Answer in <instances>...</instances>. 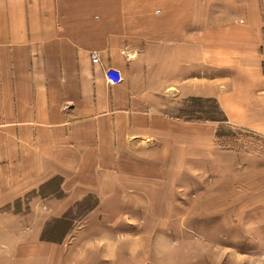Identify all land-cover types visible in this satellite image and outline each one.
<instances>
[{
  "label": "crops",
  "instance_id": "1",
  "mask_svg": "<svg viewBox=\"0 0 264 264\" xmlns=\"http://www.w3.org/2000/svg\"><path fill=\"white\" fill-rule=\"evenodd\" d=\"M193 103L223 118H183ZM222 125L264 136V0H0V264H216L181 226L242 217L222 196L264 187Z\"/></svg>",
  "mask_w": 264,
  "mask_h": 264
},
{
  "label": "rangeland",
  "instance_id": "2",
  "mask_svg": "<svg viewBox=\"0 0 264 264\" xmlns=\"http://www.w3.org/2000/svg\"><path fill=\"white\" fill-rule=\"evenodd\" d=\"M193 104L197 106L191 108L192 105H190L188 108V111L190 112L188 115H184L183 118H209L215 120H221L223 118L217 104ZM221 130V138H219L218 143H220V147L223 150L242 151L249 154L257 153L264 156V136L244 132L229 125H222ZM241 168L242 165L238 164L236 170ZM249 168H254V164H251ZM250 187H253V185L244 186V183L236 182L229 187L228 193L226 192V195L224 194L222 196L223 198L225 197L223 202L230 203L229 201L232 200V197L235 199V202H240V210L242 208L240 214L242 217L224 218V220L215 219L210 223L207 221L195 223L189 219L186 222L188 225L183 226L181 224V228L185 229L188 232V235H190L188 236V241L192 244H206L212 242L213 244L216 243L218 245H216V247L211 246L216 250L215 253L217 255L213 257L216 258L214 259L216 264H264V187L257 188V184H254L253 191L249 190ZM203 191H208V189L200 190V193ZM248 192L250 193L249 197L246 194ZM261 195L263 197L262 202H260ZM202 197L203 200L201 202H204L202 206L222 203V201H217V193H211L208 191L207 194ZM94 205L95 203L92 197L78 203L70 215L66 217L69 220V225L73 227L76 221H78L86 211L92 209ZM238 208H235L234 205H232V214H235V211ZM66 225V222L65 226H61L59 223L56 224L55 221L51 223L48 230L45 232L46 239H59L61 233L64 232ZM173 227L177 231L179 230V227L177 228L174 225ZM220 230H222L221 233H219ZM211 232L214 234H210Z\"/></svg>",
  "mask_w": 264,
  "mask_h": 264
},
{
  "label": "built area",
  "instance_id": "3",
  "mask_svg": "<svg viewBox=\"0 0 264 264\" xmlns=\"http://www.w3.org/2000/svg\"><path fill=\"white\" fill-rule=\"evenodd\" d=\"M92 57H93L92 61L94 64H98L100 62V59L97 53H93ZM105 79L110 86H116V85H120L123 83L124 76L119 69L109 67L105 70Z\"/></svg>",
  "mask_w": 264,
  "mask_h": 264
},
{
  "label": "trees",
  "instance_id": "4",
  "mask_svg": "<svg viewBox=\"0 0 264 264\" xmlns=\"http://www.w3.org/2000/svg\"><path fill=\"white\" fill-rule=\"evenodd\" d=\"M69 220L67 219V218H64V219H60V220H56L55 221V223L57 224V223H59V225H61V226H65V222H66V227H65V230H64V232H62L61 233V237L59 238V239H56V238H52V239H46L47 237L45 236V233H44V235H43V238L44 239H46V240H48V241H52V242H62L63 240H64V238L66 237V234H67V232L72 228L69 224V222H68ZM62 231H63V229H62Z\"/></svg>",
  "mask_w": 264,
  "mask_h": 264
}]
</instances>
